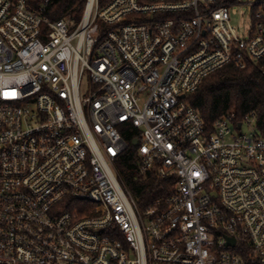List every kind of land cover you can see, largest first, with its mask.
I'll return each instance as SVG.
<instances>
[{"label": "built area", "instance_id": "obj_1", "mask_svg": "<svg viewBox=\"0 0 264 264\" xmlns=\"http://www.w3.org/2000/svg\"><path fill=\"white\" fill-rule=\"evenodd\" d=\"M33 1L0 0V264H264L258 115L210 129L185 101L264 58V0L241 33L239 0ZM131 145L173 194L137 202Z\"/></svg>", "mask_w": 264, "mask_h": 264}, {"label": "trees", "instance_id": "obj_2", "mask_svg": "<svg viewBox=\"0 0 264 264\" xmlns=\"http://www.w3.org/2000/svg\"><path fill=\"white\" fill-rule=\"evenodd\" d=\"M40 0H34L36 5ZM109 0H101L104 4ZM86 0H52L48 16L52 20L73 18L80 20L85 10ZM185 101L200 112L206 127L213 128L217 119L230 112L244 118L249 113L258 115V125L264 131V58L249 63L245 69L228 64L207 77L196 92L187 94ZM137 148L130 146L120 158L124 164L122 176L130 191L141 205L156 197L173 194L176 176L161 178L155 172L147 179L137 175Z\"/></svg>", "mask_w": 264, "mask_h": 264}, {"label": "rangeland", "instance_id": "obj_3", "mask_svg": "<svg viewBox=\"0 0 264 264\" xmlns=\"http://www.w3.org/2000/svg\"><path fill=\"white\" fill-rule=\"evenodd\" d=\"M255 1L256 0H239V2L242 4L239 6H235L230 11V17L232 19V24L236 29L239 30L240 33L244 32L245 29L248 28L249 23H250V19H249L250 4H248L247 2H255ZM116 169L120 173L124 169V164L121 162L120 158L118 159V162L116 163ZM135 199L137 200V198Z\"/></svg>", "mask_w": 264, "mask_h": 264}, {"label": "water", "instance_id": "obj_4", "mask_svg": "<svg viewBox=\"0 0 264 264\" xmlns=\"http://www.w3.org/2000/svg\"><path fill=\"white\" fill-rule=\"evenodd\" d=\"M183 98H185V96H182Z\"/></svg>", "mask_w": 264, "mask_h": 264}]
</instances>
